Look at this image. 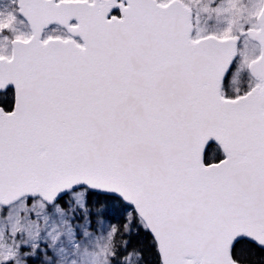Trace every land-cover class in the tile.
Segmentation results:
<instances>
[{
	"label": "snow or ice",
	"instance_id": "obj_1",
	"mask_svg": "<svg viewBox=\"0 0 264 264\" xmlns=\"http://www.w3.org/2000/svg\"><path fill=\"white\" fill-rule=\"evenodd\" d=\"M0 264H264V0H0Z\"/></svg>",
	"mask_w": 264,
	"mask_h": 264
}]
</instances>
